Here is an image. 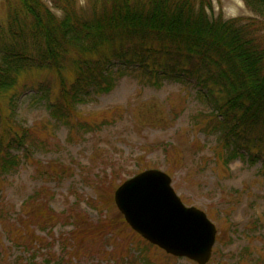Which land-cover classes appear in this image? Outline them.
<instances>
[{
  "label": "rangeland",
  "instance_id": "374dc122",
  "mask_svg": "<svg viewBox=\"0 0 264 264\" xmlns=\"http://www.w3.org/2000/svg\"><path fill=\"white\" fill-rule=\"evenodd\" d=\"M89 2L78 0V6L86 10ZM212 8L214 17H253L243 0H212ZM6 18L0 0V22ZM41 85L50 91L49 100L40 97ZM59 91L52 73L32 71L12 93L15 128L31 129L38 149L13 175L0 177V211L15 217L41 191L58 221L48 220L45 230L30 228L39 238L35 253L14 247L0 231V264H31L33 254L36 264H198L144 240L117 208L116 189L150 169L167 173L181 201L204 211L216 226L207 264H264V162L238 158L225 164L216 136L193 123L194 115L207 111L193 82L156 86L127 68L116 74L110 92L76 107L73 129L55 120L47 106L59 101ZM0 106L12 112L9 98H0ZM64 212L78 216L87 234L78 235L76 221L59 219ZM101 231V240L90 243L89 233ZM71 243L81 250L65 248Z\"/></svg>",
  "mask_w": 264,
  "mask_h": 264
},
{
  "label": "trees",
  "instance_id": "16d2710c",
  "mask_svg": "<svg viewBox=\"0 0 264 264\" xmlns=\"http://www.w3.org/2000/svg\"><path fill=\"white\" fill-rule=\"evenodd\" d=\"M2 1L7 18L0 22V98H9L12 112L0 106V177L13 175L38 149L33 131H19L13 122L12 93L32 71L57 77L60 99L47 106L72 129L76 107L110 92L116 74L127 68L156 86L193 82L207 109L193 123L216 136L225 164L238 158L264 162V0H243L253 17L232 19L211 15L212 0H90L86 10L78 0H51L53 7L43 0ZM40 89L49 100L48 88ZM42 196L39 191L29 198L15 217L0 211L1 238L26 253H35L39 239L30 228L58 221ZM77 217L64 212L58 218L76 221L71 224L78 235L87 234ZM105 232L89 233L90 243ZM68 239L76 243L73 235ZM36 257L29 262L36 264Z\"/></svg>",
  "mask_w": 264,
  "mask_h": 264
},
{
  "label": "water",
  "instance_id": "95a60500",
  "mask_svg": "<svg viewBox=\"0 0 264 264\" xmlns=\"http://www.w3.org/2000/svg\"><path fill=\"white\" fill-rule=\"evenodd\" d=\"M114 201L131 229L150 244L198 264L210 261L217 228L204 211L181 201L167 173L137 174L116 189Z\"/></svg>",
  "mask_w": 264,
  "mask_h": 264
}]
</instances>
